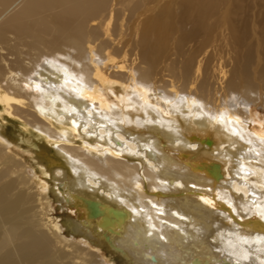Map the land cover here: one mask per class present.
Masks as SVG:
<instances>
[{"label":"bare ground","instance_id":"6f19581e","mask_svg":"<svg viewBox=\"0 0 264 264\" xmlns=\"http://www.w3.org/2000/svg\"><path fill=\"white\" fill-rule=\"evenodd\" d=\"M0 107V264H264V0H0Z\"/></svg>","mask_w":264,"mask_h":264},{"label":"rangeland","instance_id":"374dc122","mask_svg":"<svg viewBox=\"0 0 264 264\" xmlns=\"http://www.w3.org/2000/svg\"><path fill=\"white\" fill-rule=\"evenodd\" d=\"M15 5L12 6V8H10V10H9L10 12H8V16L17 12L20 8L23 7L24 4L22 2H20V3L18 2ZM259 7H260V5H259ZM259 7L255 8V11L254 10L252 11L253 16L257 15L255 13L259 12L258 10H256ZM257 17H259V15H257ZM218 43H220V41ZM32 52H34V51H32ZM232 52L233 51H231V54H232ZM226 53H227V50H226ZM226 53H224V54H225L226 60H227V54H229V52L227 54ZM26 57H27L26 62L28 60L30 61V56L28 55ZM10 58H12V56H10ZM12 120H14V121L7 120V117L5 115L0 116V123H2L3 126H5L6 133L9 135V137L11 138V141L14 144V146L12 147L13 150L15 152L19 153L21 156H23L28 162H30L31 161L30 158L32 157V153H34V151H36V152L41 151V149L43 147L47 146L48 143H47V141L45 142L44 139L39 138L38 134H36L35 130H33V128L31 126H29L30 130L26 131V129H24L23 122H20L17 119H12ZM36 165L39 166L38 164H36ZM48 190H49L48 192H49L50 197H51L52 188H49ZM52 197H54L53 194H52Z\"/></svg>","mask_w":264,"mask_h":264}]
</instances>
